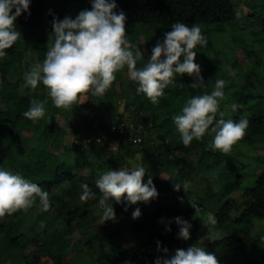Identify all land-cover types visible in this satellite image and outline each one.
Returning <instances> with one entry per match:
<instances>
[{"label":"trees","instance_id":"1","mask_svg":"<svg viewBox=\"0 0 264 264\" xmlns=\"http://www.w3.org/2000/svg\"><path fill=\"white\" fill-rule=\"evenodd\" d=\"M69 1H86V5H74L73 12L63 10L56 15L55 6L48 8L47 0H31L29 11L22 12L15 21L20 38L6 49L9 56L0 61V95L5 106L0 107V144L4 143L0 166L39 183L49 191L51 200L48 210H43L37 200L27 209L0 217V264H72L69 255L73 250L79 251L69 250L74 244L71 234L76 230L82 231V244L88 250L90 264H155L158 256L167 254L162 251L163 247L173 250L174 254L177 248L186 249L201 243L200 237L207 232H214L215 237L204 240V246L216 255L220 264L233 263L238 254L245 258L244 261L236 259L238 264H264V229L259 235L249 232L255 222H264V170L259 171L264 168V153L260 154L264 151V86L253 67L255 62L260 68L264 67V3L247 0L252 12L244 16V21L255 24L242 35L240 26L225 25L238 18L233 0H117L116 11L123 10L126 14L125 26L163 24L171 28L178 21L202 25L207 43L198 45L196 50L207 77L203 76L200 87L193 88V76L177 74L175 83L168 85L165 95L154 104L143 94L136 93L133 80L129 79L126 86L119 70L103 96L90 92L81 94V98L86 95L104 105V111L87 112L86 102L69 109L57 108L49 98L45 116L33 121L22 113L32 97L47 96V89L42 83L31 89L25 84L24 73L34 62H43L54 17L63 19L71 15L74 18L81 10L92 7L90 0ZM47 19L50 34L45 31V36L41 27ZM126 35L133 33L126 29ZM162 38L152 37L151 40ZM143 40L144 45H140L138 37L131 39L144 50L143 64L138 58L137 67L147 62L155 45L153 41L148 42V37ZM235 52L239 58L233 56ZM228 67L231 72L226 71ZM217 79L226 82L221 108L233 102L239 105L236 111L228 110L225 118L247 117L249 121L244 136L233 144L229 153L212 150L208 146L211 137L207 134L203 140L194 138L189 145L183 144L172 120V115L189 96L210 92ZM123 92L125 109L132 120L129 123H123L118 114L117 100ZM57 115H73L76 119L66 120L61 126ZM83 122L90 124L87 130ZM68 126L80 134L71 148L64 140V127ZM135 133L141 134V142L131 140ZM111 140L116 142L115 149L109 148ZM134 151L141 153V162L146 168L144 181L152 176L158 196L148 202H136L141 209L138 218L132 217L136 203L109 199L116 217L104 221L98 229L86 228L90 206L98 205L103 195L96 186V179L109 168L131 167ZM250 154H253L252 159H249ZM164 173L167 178L162 176ZM209 174L219 178L220 186L215 187ZM200 175L204 182L199 184L198 193L190 186L187 191L174 188L176 181H189ZM244 181L247 185L242 189ZM82 182L88 183L96 193L95 198L80 200ZM56 186L61 188L59 193L53 192ZM241 189V199L231 197L234 191ZM187 200H191V205L185 207ZM192 201L199 204V211L192 206ZM125 204H128L127 210ZM207 209L214 212L215 225L207 222L204 213ZM176 216L191 221L189 239L177 235ZM40 220H44L43 225H39ZM27 223L34 232L32 237L21 229ZM127 226L137 236L138 242L134 245L120 241ZM157 241L161 242L160 249Z\"/></svg>","mask_w":264,"mask_h":264},{"label":"clouds","instance_id":"2","mask_svg":"<svg viewBox=\"0 0 264 264\" xmlns=\"http://www.w3.org/2000/svg\"><path fill=\"white\" fill-rule=\"evenodd\" d=\"M92 7L81 10L74 18L71 15L63 19L54 17L53 32L47 41V51L43 62L33 64L24 73V81L31 89L42 83L47 89L43 99L32 97L29 107L22 113L33 121L45 116L48 99L57 108L69 109L85 100L81 94L90 92L94 96H103L116 72L127 67V74L136 82V93L143 94L152 103H159L165 95V88L175 83L177 74L187 73L193 76L192 87H200L204 80L199 63L196 62L197 46L207 43L201 28L196 24L175 22L171 30L152 48L147 62L137 67V60L144 56V50L134 44L126 35V14L116 11L117 0H90ZM31 0H0V61L7 58L6 51L20 38L21 32L16 26V18L22 12L29 11ZM225 80L217 79L210 92L189 96L180 110L172 115L176 130L183 144L189 145L193 139L203 140L207 134L211 139L208 146L212 150L229 153L245 134L248 127L247 117L239 120L225 118L228 110L236 111L235 102L221 108L225 97ZM139 130V129H138ZM140 137V140H136ZM131 140L139 143L140 133L131 135ZM146 168L143 164L133 163L131 167L109 168L101 173L95 183L103 195L98 206L103 210L101 222L114 219L116 211L109 199L116 202H148L158 196V190L151 175L144 181ZM188 181H176L174 188L188 190ZM82 201L95 198L96 193L88 183H81ZM126 193V195H124ZM39 201L43 210L51 207L49 191L18 171L0 166V217L11 215L19 209H27ZM128 204H125L127 210ZM192 206L199 211V204L192 201ZM141 215L136 207L133 218ZM179 225L177 235L185 240L191 236L192 223L188 219L176 216ZM208 223L215 225L217 218L208 214ZM171 231V227H168ZM208 239H211L206 234ZM201 243L185 248H177L170 257L158 256L155 264H220L216 255ZM161 242L157 241L160 249ZM162 251L167 253V247Z\"/></svg>","mask_w":264,"mask_h":264},{"label":"rangeland","instance_id":"3","mask_svg":"<svg viewBox=\"0 0 264 264\" xmlns=\"http://www.w3.org/2000/svg\"><path fill=\"white\" fill-rule=\"evenodd\" d=\"M234 3L236 4V7H237V14H238V18L233 22V23H226L225 25L227 27H229L231 24H234L237 28L238 26H240V31L239 33L242 34V35H246L247 31H249L255 23H249V24H245L246 21H244L246 15H248L249 12H252L251 10V7L248 5V2L247 0H233ZM254 2H260V3H264L263 0H253ZM82 4H84V6L86 5V1H72L70 2L69 0H47V7L50 8L51 6H55V14L56 15H59L60 12H62L63 10H67V11H72V6L76 5V6H81ZM46 22L44 23V26L41 27V29H43V31H47V34L49 35L50 34V28H48V19L45 20ZM201 29H203V26L202 25H198ZM213 26V25H212ZM126 29H129L130 31H132L133 35L132 36H128V38L131 40L133 39V36H136L138 37V43L143 44L144 45V40L143 38H146L148 37L149 40L148 42H151L153 41V43H157L158 40H151L152 37H163L164 33L166 31H169L171 28L169 27H164L163 24H160V25H151V24H134V25H128V26H125ZM235 27V28H236ZM211 26H209L208 29H210ZM40 29V28H39ZM228 34L230 33L227 32ZM45 36H46V32L44 33ZM143 47V46H142ZM145 48V47H143ZM47 51V49H46ZM252 51V49H251ZM233 56H235L236 58L238 57L239 58V54L237 52L233 53ZM139 62L141 64L142 63V57L139 59ZM196 62L199 63L200 65V69H201V75L202 76H205V73H204V70H203V67L201 66V60L199 59V56L197 54L196 56ZM36 62H34L33 64H35ZM42 63V61L40 62ZM228 66H230L229 63H227ZM254 64V68L257 70V72L259 73V75L261 76V80H262V85L264 86V67L260 68L259 67V64L257 62L253 63ZM250 67L252 66V63L250 62ZM122 73V78L124 79V83L126 86H128V80L130 79L128 74H127V67H125L124 69H121ZM226 71L227 72H231V68L228 67L226 68ZM207 77V76H205ZM254 79V78H253ZM255 82V81H254ZM256 83V82H255ZM82 100H85L83 102H86L87 103V112H90L91 110L93 111H96V112H102L105 110V107L104 105L100 104V103H97L93 100H91L90 98H88L86 95L85 96H82L81 98ZM91 101V103H90ZM125 101H126V94L125 92L123 93H120L119 94V99L117 100V103H118V106H119V109H118V114L119 116H121V119L123 120V123H129L131 122L132 120L130 119V113L125 109ZM0 107L1 108H4V102L2 101V98H1V95H0ZM76 117L75 116H63V115H57V122L59 123V125L61 126H64L66 120L67 121H70V122H73L75 121ZM85 122H83L84 124ZM90 124L87 122L84 124V129L87 130L88 126ZM134 130V129H133ZM148 131V130H147ZM64 140H65V144L68 148H71V145H73V143L77 142L78 139H79V136L80 134L78 135V133L75 132L74 128L72 127H64ZM85 139V138H84ZM83 139V140H84ZM109 148H113L115 149L116 148V142L114 140H111L110 141V144H109ZM2 146H4V143L2 142L0 144V150L2 148ZM66 150V149H65ZM264 153V151H261L260 154ZM133 157L130 158V166L133 165V163H137V164H142V159H141V153H136V151L133 152ZM252 155L253 154H250L249 156V159H252ZM252 165H255L254 163H252ZM126 167V166H124ZM249 170V168H248ZM262 170H264V168H260L259 171L261 172ZM209 179L211 178L212 181H214V185L215 187L217 188L218 186H220V180L219 178L214 175V174H209ZM163 177H168L167 174H162ZM203 175H200V176H195V177H192L191 179H189V186L192 187L195 191L198 193V191L200 190V186L199 184L201 182H204L203 178H202ZM253 181V180H252ZM247 183L246 181H244L243 185H242V189H245ZM236 190L233 192V194L231 195L232 198H236V199H241V196H242V193H243V190ZM61 191V188L60 186H56L53 188V192L55 193H59ZM196 195L194 194V197ZM192 200V199H191ZM191 200H187L184 204L185 207H188L191 205ZM139 205V203H136V207ZM102 209L98 206V205H92L90 206V219H89V222L88 224H85L86 228L87 227H92V226H95V228H100L103 224H104V221L101 222V218H102ZM208 219V214L211 213L213 214L214 212L210 209H207L205 212H204ZM122 215H124V213H122ZM121 215V216H122ZM93 217H95V219H93ZM44 224V220H40L39 222V225H43ZM40 228V227H39ZM22 231H24L28 236L32 237V235L34 234L33 230L31 229V226L30 224H23L22 226ZM211 229V227H210ZM264 229V222L263 221H257L254 223V225L249 229V232L253 235H259V234H262V230ZM221 232V231H220ZM218 232V233H220ZM214 232L210 233V232H207L205 233V236L206 234H208V236L211 237V240L215 237V235H212ZM217 233V234H218ZM224 235V234H223ZM136 234L127 226L124 230H123V235L120 239V241L124 244H127V245H134L136 242H138V239L136 238ZM71 238H72V242L71 243H74L73 245H71V247L69 248L72 249V248H76L78 249L79 251L75 252L73 250V252L69 255V257L71 258L72 260V264H90V260L89 258L87 257V253H88V250L87 248L85 247L84 244V241H83V237H82V231L80 230H76L75 232H73L71 234ZM80 239L82 240L81 242H78L80 241ZM209 239L205 238V241H208ZM204 241V242H205ZM83 243V244H82ZM76 244V245H75ZM105 244V243H104ZM204 244V243H203ZM173 254V250H169L167 252V254L165 256L169 257ZM236 259L237 261L241 260V261H244V257L243 255L241 254H238V256H236ZM236 259L233 261V263L231 264H238L236 262ZM240 263V262H239ZM243 264V263H242Z\"/></svg>","mask_w":264,"mask_h":264},{"label":"built area","instance_id":"4","mask_svg":"<svg viewBox=\"0 0 264 264\" xmlns=\"http://www.w3.org/2000/svg\"><path fill=\"white\" fill-rule=\"evenodd\" d=\"M136 140H140V137H136Z\"/></svg>","mask_w":264,"mask_h":264}]
</instances>
